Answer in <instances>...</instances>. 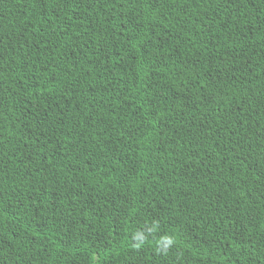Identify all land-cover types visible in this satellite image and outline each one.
<instances>
[{
  "label": "trees",
  "instance_id": "trees-1",
  "mask_svg": "<svg viewBox=\"0 0 264 264\" xmlns=\"http://www.w3.org/2000/svg\"><path fill=\"white\" fill-rule=\"evenodd\" d=\"M0 264H264V0H0Z\"/></svg>",
  "mask_w": 264,
  "mask_h": 264
},
{
  "label": "clouds",
  "instance_id": "clouds-1",
  "mask_svg": "<svg viewBox=\"0 0 264 264\" xmlns=\"http://www.w3.org/2000/svg\"><path fill=\"white\" fill-rule=\"evenodd\" d=\"M169 243H172V241H169ZM134 247H138V245H134Z\"/></svg>",
  "mask_w": 264,
  "mask_h": 264
}]
</instances>
